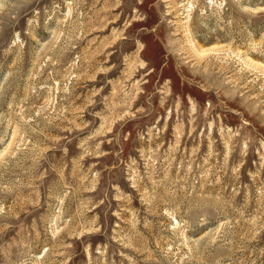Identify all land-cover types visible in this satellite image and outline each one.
I'll return each instance as SVG.
<instances>
[{"label":"rangeland","instance_id":"obj_1","mask_svg":"<svg viewBox=\"0 0 264 264\" xmlns=\"http://www.w3.org/2000/svg\"><path fill=\"white\" fill-rule=\"evenodd\" d=\"M0 264H264V0H0Z\"/></svg>","mask_w":264,"mask_h":264}]
</instances>
